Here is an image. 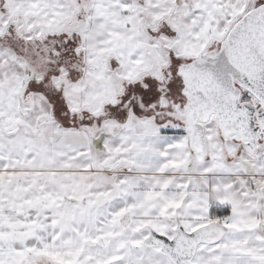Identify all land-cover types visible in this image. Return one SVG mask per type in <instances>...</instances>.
I'll return each mask as SVG.
<instances>
[{
    "label": "snow or ice",
    "instance_id": "6c2138e0",
    "mask_svg": "<svg viewBox=\"0 0 264 264\" xmlns=\"http://www.w3.org/2000/svg\"><path fill=\"white\" fill-rule=\"evenodd\" d=\"M0 264H264V0H0Z\"/></svg>",
    "mask_w": 264,
    "mask_h": 264
}]
</instances>
